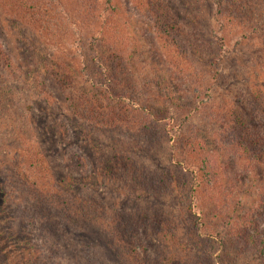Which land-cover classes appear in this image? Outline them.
<instances>
[{"label":"rangeland","instance_id":"374dc122","mask_svg":"<svg viewBox=\"0 0 264 264\" xmlns=\"http://www.w3.org/2000/svg\"><path fill=\"white\" fill-rule=\"evenodd\" d=\"M23 1L49 5L50 18L48 31L44 27L39 32L31 15L20 11L18 0H0V264H145L144 245L164 261L169 251L162 257L157 251L162 246L160 230L173 220L185 234L188 219L193 220L185 218L189 198L186 200L183 192L188 190L189 196V188L182 181L183 174L175 169L168 176L172 195L150 198L133 181L124 183L122 171L110 170L129 162L133 149L141 156L131 129L109 132L112 140L102 134L95 150L91 140H78L75 131L65 132L68 124L62 113L71 104L69 98L72 102L80 99L87 109L108 104L100 103L105 83L97 69L96 52L91 49L98 47V27L103 29L106 44L128 54L125 69L136 81L133 88L143 98L156 97L171 114L176 109L189 112L193 108L203 82L197 71L208 64L193 58L192 53L181 57L179 45L190 39L215 49L210 35L215 31L225 36L232 48L244 41L239 27L229 26L233 19L229 15L218 16L224 23L220 25L207 7L204 13L192 11L191 0H151L149 4L147 0H21V4ZM206 1L212 6L213 0ZM195 23L197 35L193 33ZM245 55L241 49L229 54L223 58L217 80L212 75L206 78L214 83L212 97H203L204 112L187 123L190 132L196 128L199 142L209 140L213 129L207 112L212 114L222 101L249 89L248 64L240 61L249 58ZM112 67L121 65L115 61ZM210 73L216 71L210 68ZM156 80L165 89L159 96L152 92ZM204 147L213 148L211 143ZM145 161L147 157H141L137 163L140 166ZM52 196L60 202L50 201ZM63 204L70 207L66 216H61ZM82 206L86 207L83 214ZM159 211L172 218L157 214ZM117 214L133 216L131 228L140 230L137 235L141 237L146 229L148 238L133 237L123 230L119 239L114 222ZM87 216L95 223H78ZM262 230V224L257 231L251 230L253 241L257 242ZM186 247L189 242L174 247L175 255L179 257ZM214 251L218 252V247Z\"/></svg>","mask_w":264,"mask_h":264},{"label":"trees","instance_id":"16d2710c","mask_svg":"<svg viewBox=\"0 0 264 264\" xmlns=\"http://www.w3.org/2000/svg\"><path fill=\"white\" fill-rule=\"evenodd\" d=\"M20 1L18 0L20 11L31 15L33 27H38L39 32H43L46 27L48 31L49 5L36 2L26 4L27 1L21 4ZM81 1L85 3L90 0ZM147 1L148 4L151 2ZM202 1L204 4L200 0H191V10L200 9L204 13L207 7L212 10L213 18H217L220 25L224 23L220 22L219 17L229 15L233 18V21H229V26L239 27V35L242 34L244 41L240 40L231 48L225 42V36L210 31L215 39L216 50L208 43L203 46L190 39L184 45H179L181 57L186 55L188 58L192 53L193 58L199 62H208L205 63L207 68L196 70L203 82L199 87L201 94H195V105L189 112L176 109L171 114L170 108L167 110L166 104L159 102L156 97H141L133 88L136 81H133L125 69L128 54L125 50L106 44L103 29L98 27V47L91 49L96 52L97 69L105 83L100 103L108 104L87 109V104L80 102V99L72 102L69 98L71 104L67 105L65 114L62 113L68 124L65 132L75 131L76 137L78 134L81 138L78 140L89 139L95 145L94 149L98 150L102 134L105 133L106 138L111 139L108 137L109 132H128L131 129L134 135L132 141L142 149L141 156L135 154L138 149H133L135 152L130 151L129 162L123 161V167L117 164V167L112 166L110 170L122 171L121 179L124 183L133 181L143 187L150 198L152 196L159 200L173 194L168 182V176L173 174L172 170L178 169L176 172H181L185 177L182 181L189 188V196L188 190L183 192L185 199L189 198L185 218L193 220L188 219L185 234H181V228L175 227L173 220L164 226L159 232L162 246L157 251L161 257L166 251L169 254L164 261H160L144 245L145 264H241L240 259H243L242 264H264V231L262 230L257 242L252 240L251 232L257 231L261 224L264 225V0H213L212 6L206 0ZM192 25L196 26L193 33L197 35L198 24ZM196 35L193 36L196 38ZM171 37L175 39L174 36ZM209 41L211 39L207 40ZM245 43L248 44V49L244 47ZM238 49L246 53V57L249 56L246 59L240 58V61L245 62L244 65L248 64L246 67L250 78L246 81V87L249 89H244L230 100L222 101L220 108L212 114L207 112L209 128L213 129L209 132L210 139L201 143L197 139L196 128L194 133L190 132L191 128L187 123L190 117L204 112L206 104L202 102L203 97H212L214 83L206 78L212 75L217 80L223 58L238 52ZM115 61L121 67L114 69L112 66ZM210 68L216 71L214 75L210 73ZM210 79L213 80L211 77ZM153 84L156 91L152 92L156 96L161 94V90L165 91L159 80ZM118 91H122V94H118ZM160 99L165 100V97L160 96ZM167 99L170 100L169 97ZM113 103L117 106L112 107ZM43 133L45 137L47 133ZM205 143H211L213 148L207 149L204 147ZM231 155L233 158L229 160ZM141 157H147V161L139 166L137 161ZM155 158L158 159L154 164L156 169L152 166ZM164 160L167 161L166 165L161 164ZM231 162L235 165L232 166ZM56 197L52 196L50 201L60 202L61 199ZM85 209L82 206V214ZM69 211L70 207L61 205V216L68 215ZM160 212L162 211L157 214ZM162 213L167 218H172L164 211ZM131 218L134 217L129 214H117L114 217L115 234L118 238L121 239L128 231L133 237L148 238L146 229L145 236L141 237L137 235L140 230L134 226L131 228V224H134L130 223ZM87 221L95 223L89 216L86 219L79 218L78 223ZM256 224L260 226L257 228ZM183 241L189 242V247L184 248V253H180L178 257L174 247L179 249ZM124 243L131 245V241L125 240ZM217 247L218 252H215Z\"/></svg>","mask_w":264,"mask_h":264}]
</instances>
